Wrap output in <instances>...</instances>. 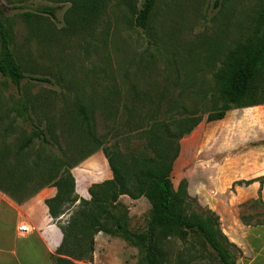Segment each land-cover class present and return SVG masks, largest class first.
Returning a JSON list of instances; mask_svg holds the SVG:
<instances>
[{
    "label": "rangeland",
    "instance_id": "rangeland-1",
    "mask_svg": "<svg viewBox=\"0 0 264 264\" xmlns=\"http://www.w3.org/2000/svg\"><path fill=\"white\" fill-rule=\"evenodd\" d=\"M142 1L107 0L94 19L67 31L64 19L70 15L71 0H0L6 7L11 48L23 72L51 81L24 80L21 92L52 97L56 112H46L49 118L59 117L60 107L86 105L94 111L96 133L104 147L124 159L144 152L145 146L137 128L127 129L121 124L119 135V115L123 123L130 95L136 96L133 113L137 120L148 119L157 105L160 119L181 117L190 110L206 120L214 103H220L217 70L231 51L253 40L264 21V0H154L143 30L134 23ZM37 7L54 8L55 19L36 13ZM26 12L31 16L25 17ZM252 88L255 92L251 102L264 101V68ZM17 96L16 87L0 74V99ZM259 113L253 117L264 120V112ZM109 116L115 119L114 125ZM29 131L20 120L11 123L10 118L5 119L0 123V145H12L19 137L25 139ZM190 168L179 164V160L174 163L170 176L174 189ZM72 174L77 194L86 200L91 198L87 190L92 184L111 178L102 151L73 168ZM239 181L223 180L221 174L215 181L201 180L200 172H196L187 190L197 201L193 210L199 206L219 217L220 230L241 252L236 264H264V227L251 226L264 219V205L255 191L238 185ZM250 199L255 202L246 203ZM118 202L120 209L118 205L114 213L128 216L131 231L144 230L151 213L150 202L145 197L133 200L127 196ZM76 206L62 216L61 224ZM240 216L250 226L244 225ZM96 235L92 262L81 264H138L142 260V252L121 237L102 232L98 238ZM179 239V235L171 239L170 262L182 248V260L190 261L188 264H219L214 253L199 244L196 235L189 234L185 242Z\"/></svg>",
    "mask_w": 264,
    "mask_h": 264
},
{
    "label": "trees",
    "instance_id": "trees-1",
    "mask_svg": "<svg viewBox=\"0 0 264 264\" xmlns=\"http://www.w3.org/2000/svg\"><path fill=\"white\" fill-rule=\"evenodd\" d=\"M107 0H71L69 16L65 17L67 31L80 27L99 13L101 4ZM154 7V0H143L137 11L134 23L146 29ZM6 7L0 4V74L17 89L18 96L13 99H0V123L17 120L29 128V136L19 137L12 145H0V192L17 204L27 201L46 187H54V197L45 200L50 218L57 223L62 232V241L51 255L54 264L91 263L94 253V237L102 232L121 237L129 246L142 252L138 264H188L182 260L185 249L176 253L170 262L169 245L175 235L185 242L189 234H194L199 244L208 247L219 264H236L239 248L220 230L219 217L210 209L193 210L197 201L187 190L186 179L181 180L174 189L171 173L180 154V140L189 136L203 120V115L186 111L183 116L170 119L159 118L157 109L147 119L137 120L133 111L135 95L126 101L125 121L119 115V135L121 124L136 131L143 140L144 152L123 157L104 147L96 133L94 111L78 103L75 108L63 107L59 117L45 116L48 111L56 112L52 97L27 95L21 92V83L41 82L51 84L47 78L26 75L11 48V32L5 16ZM35 12L55 19L54 8L37 7ZM30 17V13H24ZM70 33V32H65ZM264 68V21L253 40L239 45L231 51L215 74L219 91V102L207 113L206 121L220 120L232 109L247 108L263 104L251 102L255 90L253 82ZM142 104L144 102L142 101ZM99 110L102 109L98 106ZM1 112H4L2 114ZM13 113L9 117V114ZM115 124V119L108 117ZM10 125V124H9ZM130 133V132H129ZM76 139V143L74 140ZM97 151L104 153L111 178L88 188L90 199L79 197L72 169ZM264 178L239 181L238 185L248 186L254 182L262 185ZM145 197L151 204V213L146 228L131 231L125 213L116 214L120 209L119 199ZM264 205L261 197H258ZM255 202L250 199L246 203ZM77 203L75 211L63 224L61 217ZM245 203V204H246ZM244 225L250 223L240 216ZM264 225L254 223L253 227ZM191 247L193 245H190Z\"/></svg>",
    "mask_w": 264,
    "mask_h": 264
},
{
    "label": "crops",
    "instance_id": "crops-1",
    "mask_svg": "<svg viewBox=\"0 0 264 264\" xmlns=\"http://www.w3.org/2000/svg\"><path fill=\"white\" fill-rule=\"evenodd\" d=\"M259 112H264V103L229 110L220 120H202L189 136L181 139L177 160L191 166L183 175L189 190L196 172L206 181L217 180L219 174L231 183L264 178V120L253 117ZM241 186L251 188L264 200V180L262 185L254 182ZM55 194L54 187H46L17 204L0 192V264H54L51 255L63 236L50 218L45 200ZM23 224L29 227L28 232L18 231Z\"/></svg>",
    "mask_w": 264,
    "mask_h": 264
},
{
    "label": "built area",
    "instance_id": "built-area-1",
    "mask_svg": "<svg viewBox=\"0 0 264 264\" xmlns=\"http://www.w3.org/2000/svg\"><path fill=\"white\" fill-rule=\"evenodd\" d=\"M30 229H29V227L28 226H26V225H20L19 227H18V231H20V232H28Z\"/></svg>",
    "mask_w": 264,
    "mask_h": 264
},
{
    "label": "water",
    "instance_id": "water-1",
    "mask_svg": "<svg viewBox=\"0 0 264 264\" xmlns=\"http://www.w3.org/2000/svg\"><path fill=\"white\" fill-rule=\"evenodd\" d=\"M77 192V191H76Z\"/></svg>",
    "mask_w": 264,
    "mask_h": 264
}]
</instances>
